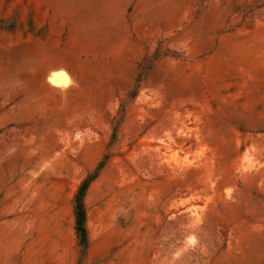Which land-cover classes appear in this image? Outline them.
I'll return each mask as SVG.
<instances>
[{
  "label": "rangeland",
  "instance_id": "374dc122",
  "mask_svg": "<svg viewBox=\"0 0 264 264\" xmlns=\"http://www.w3.org/2000/svg\"><path fill=\"white\" fill-rule=\"evenodd\" d=\"M0 264H264V0H0Z\"/></svg>",
  "mask_w": 264,
  "mask_h": 264
},
{
  "label": "trees",
  "instance_id": "16d2710c",
  "mask_svg": "<svg viewBox=\"0 0 264 264\" xmlns=\"http://www.w3.org/2000/svg\"><path fill=\"white\" fill-rule=\"evenodd\" d=\"M145 66L143 67V71L146 72L149 67ZM102 167L103 166L98 168V171L101 170ZM98 175V172H96L95 175H90L88 178H86L80 185L75 197L76 232L84 251H86L89 247L85 198L91 184L98 177Z\"/></svg>",
  "mask_w": 264,
  "mask_h": 264
}]
</instances>
